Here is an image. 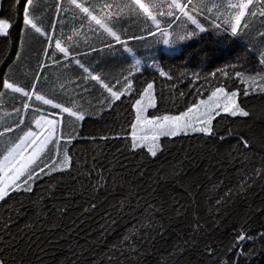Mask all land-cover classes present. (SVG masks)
<instances>
[{
  "label": "trees",
  "instance_id": "obj_1",
  "mask_svg": "<svg viewBox=\"0 0 264 264\" xmlns=\"http://www.w3.org/2000/svg\"><path fill=\"white\" fill-rule=\"evenodd\" d=\"M105 2L111 0H90L97 9ZM197 2L199 8L212 7L207 0ZM240 2L216 0L217 15H234L230 5ZM125 3L119 0L121 8ZM260 11L264 0H254L245 17L248 27L236 37L211 29L167 51L151 20L128 9L108 25L120 37L117 42L99 26L89 28L71 0H32L27 18L35 28L25 22L24 0H0V19L12 25L0 37V131L15 129L24 120L0 139V160L6 147L34 127L40 113L61 119L59 155L50 142L32 166L38 175L27 184L22 177L19 187L0 201V224L10 225L0 235L5 241L15 238L10 249L15 264H264ZM173 19H161V28ZM169 32L186 35L198 29L182 18ZM57 42L67 54L55 47ZM134 57L146 65L137 70ZM129 82L131 93L119 100L104 87L123 92ZM9 83L23 91L6 88ZM149 83L155 84L157 95L150 111L154 116L181 113L217 87L239 90L249 115H218L212 135L164 138L153 157L145 147L133 149L131 140L135 101ZM65 151L71 157L68 170L39 172L53 158L58 166Z\"/></svg>",
  "mask_w": 264,
  "mask_h": 264
},
{
  "label": "snow or ice",
  "instance_id": "obj_2",
  "mask_svg": "<svg viewBox=\"0 0 264 264\" xmlns=\"http://www.w3.org/2000/svg\"><path fill=\"white\" fill-rule=\"evenodd\" d=\"M14 2L19 4V0H14ZM24 2L26 16L25 22L35 28L36 26L33 24L32 20L27 18L29 14V6L31 5L32 0H24ZM71 3L76 9L79 10L84 19L89 22V28L93 26H99V28L103 29L107 35L115 38L117 42H120V37L117 35V32L113 31V28L109 27L108 25L110 23H114L116 18L124 13L125 9L136 12L138 15H144L149 18L152 24L155 26L156 31L159 33L160 42L171 49L172 46L187 39L188 37L208 31V29H206L199 22L197 16L205 18L210 23V26L217 32H227L232 37H236L240 31L248 27L245 17L248 14L249 7L254 4V0H241L240 3L230 5L231 9H235V13L232 16L217 15V13L220 11V6L216 3V0H207V3L211 4L212 7H207V5H205L203 8H199L197 0H185L183 3H179L178 0H126L124 8L119 6V0H111V2L103 3L99 9H97L95 5H91L90 0H82V2H78V0H71ZM86 3H88L90 6H85ZM113 4H116V8H113ZM213 8H216V12H213ZM60 11L61 8L60 4L58 3L57 12L59 13ZM177 12L179 15L176 14ZM94 13H98L100 18H98V15H95ZM205 13L210 14L211 18L209 19V17L205 16ZM251 15L256 16L257 12L252 11ZM259 15L264 17V11H260ZM158 16L160 19H158ZM164 18L174 19L168 23V27L161 28V19ZM182 18L184 21L195 25L196 29H198V32H191L187 33L186 35H179L178 33L173 35L170 33L169 28L172 27V23H174L176 20H181ZM216 20H220L221 23H216ZM11 27L12 25L8 19H0V36H7ZM37 31H39V29H37ZM149 35L155 36L156 33L150 31ZM260 37L264 39V33H260ZM55 47L59 49L60 52L67 54V49L61 47L59 42L56 43ZM127 50L131 52V49ZM134 61L137 70H139L140 62L136 60L135 57ZM160 75L166 76L167 73L161 72ZM224 75L227 76V73L225 72ZM239 75L240 73H236L237 77H239ZM39 78L40 77L38 74L35 82L32 85L33 89H35L36 83L39 82ZM92 79L100 81L99 76H93ZM128 86L131 87L130 82ZM5 87L11 89L13 88V85L9 83L6 84ZM104 87L107 88L112 97L117 100H119L123 95L121 92H114L112 88H109L107 85H104ZM152 88L153 84L149 83L145 90V95H148ZM15 91L21 92L23 90L20 88H15ZM260 91L264 92V87H261ZM218 95H223L228 99L229 102L224 105L210 103L213 102V99L218 97ZM25 96L28 97V99H31V96H29L28 93H25ZM236 96L237 92H232L229 95L226 93L225 88L217 87L215 91H213L211 95L208 96L207 101L201 100L199 104L188 108L186 112H182L176 116L165 115L163 117H153L152 119H148L147 117L141 115L145 109L141 108V102L138 100L136 101V121L131 127L132 148H141L145 143H147V151L151 154V156L155 157L157 152L160 150L159 139L162 136L175 137L180 134L187 135L189 132L212 135L213 128L211 127V113L216 111V109L222 107L223 112L228 113L233 117L238 115L247 117L249 115V113L240 107L236 102ZM36 99L41 100L43 98L37 95ZM44 102L46 104H51V101L48 100ZM148 106L154 105L150 104ZM201 106H203L204 109L201 115L207 116L208 118L201 126H197L193 123L192 119H189V116L191 113L200 111ZM24 107L27 109L28 105L25 104ZM56 107L59 108L60 105H56ZM63 112L70 113L72 116H77L78 119H84L83 115H78L70 108H63ZM16 114L17 116L20 115L19 110H17ZM216 115H219L218 111H216ZM59 121L60 117H57L55 121H48V124H50L51 127L47 130V135L43 137L37 133L26 132L24 137L20 138L19 143H15L6 147L3 158L0 160V201H3L5 197L9 195L10 188L16 189L19 187L18 182L22 177H25L24 183L27 184V181L32 180L34 176L38 175L32 170V166L43 152L44 145L54 141L55 147L57 148V155H59L58 150L60 137L56 135ZM23 123L24 120L23 117H21L17 121L15 129H19L20 125ZM37 125L40 126V121H37ZM138 128L140 130L139 135L137 132ZM15 129L11 127L4 128L3 131H0V139H4L8 135L12 134ZM148 133H150V135ZM242 143L244 144L245 148L249 147L247 141L242 140ZM34 145L36 147H33ZM28 148H32V151L28 155H25V152L28 150ZM70 167L71 157L68 155L67 151H65L61 158L60 167L57 166L55 159L53 158L51 165L45 164L44 167L39 169V172L43 175H51L57 171L68 170ZM26 190L31 191L32 189L29 186L26 188ZM225 195L226 198H231V193H226ZM220 203L221 201L218 200L217 204L219 205ZM95 207V204L91 205L92 209H95ZM9 227L10 225L8 223L0 224V232L5 231ZM245 238V234L241 233L239 240L243 241ZM14 240L15 238L12 237L8 241H5L4 236L0 235V244L4 245L3 248H0V264H15V261L10 259V249L14 247ZM125 241L130 242L128 237H125ZM240 252L243 254L242 250H240Z\"/></svg>",
  "mask_w": 264,
  "mask_h": 264
},
{
  "label": "rangeland",
  "instance_id": "obj_3",
  "mask_svg": "<svg viewBox=\"0 0 264 264\" xmlns=\"http://www.w3.org/2000/svg\"><path fill=\"white\" fill-rule=\"evenodd\" d=\"M197 19L199 20V22H200V23H201L206 29H208V30L213 29L208 23H206V22H204L203 20L199 19L198 16H197ZM213 30H215V29H213ZM0 37H2V36H0ZM165 50H167V51H176V50H178V48H173V47H172L171 49H169L168 47L165 46ZM145 65H146V63H144V62H140V66H141V67H144ZM152 84H153V88H152V90L150 91V93H149L148 95H145V90H146V89H145L144 92L142 93V95L140 96V98H138V99L136 100V101L139 100V101L141 102V104H140L141 108H144V109H145V110L142 112L141 115L144 116V117H147L148 119H152L153 117H163V116H154V115L150 114V111L153 110V109L156 107V105H157V95H156L155 84H154V83H152ZM15 88H19V87L13 85V88H12V89H15ZM146 88H147V87H146ZM223 88H225L226 93L229 94V95H230L232 92H237V96L235 97L236 102L239 104L240 107L243 108V106H242V104H241V101H240V91H239V90L230 91V90H228L226 87H223ZM113 91H114V90H113ZM214 91H215V90H214ZM114 92H116V91H114ZM212 92H213V91H212ZM212 92H211V93H212ZM121 93H123V95L120 97V99H121L124 95H129V94L131 93V87L127 88L125 91H123V92H121ZM211 93H210V95H211ZM208 96H209V95H208ZM208 96H207V97H204V98H201L197 103L193 104L191 107H194L195 105L199 104V102H200L201 100H205V101H207ZM42 100H43V99H42ZM44 101H46V99H44ZM44 101H43V102H44ZM136 101H135V105H134V109H135V121H136V114H137V113H136ZM228 102H229L228 99L225 98L223 95H218V97L214 98V99H213V102H210V103H218V104H220V105H224V104H227ZM51 104H53V105H57V104H54V103H52V102H51ZM150 104H151V105H154V106H148V105H150ZM59 108H61V109L63 110V108H65V107L60 106ZM189 108H190V107H189ZM243 109H244V108H243ZM244 110H245V109H244ZM186 111H187V109H186L185 111H183V112H186ZM203 111H204L203 106H201L200 111H197V112H195V113H191L190 116H189V119H192L193 123L196 124L197 126H201V125L204 123V121L208 118L207 116H203V115H201V113H202ZM216 111L219 112V115H220V114L230 115V114H228V113L223 112L222 107L219 108V109H216ZM216 111H213V112L211 113V116H212V124H211V127L213 126V122H214L215 118L218 116V115H216ZM245 111H246V110H245ZM181 113H182V112H181ZM179 114H180V113H178V114H168V115H169V116H176V115H179ZM164 116H165V115H164ZM238 116H239V115H238ZM57 117H58L57 115H51V114L40 113V114L37 116L36 120H35L34 127L29 128V129L23 131V132L21 133V137H20V138L24 137V134H25L26 132L37 133V134L40 135L41 137L47 135V130L51 127V125L48 124V121H55V120L57 119ZM37 121H40V126L37 125ZM135 121H134V123H135ZM60 125H61V119H60V121H59V126H58V128H57V130H56V135L58 134V130H59V128H60ZM137 132H138V135H139V134H140V130H139V128L137 129ZM148 134L150 135V133H148ZM190 134H196V133H191V132H189L187 135H190ZM180 135H185V134H180ZM180 135H177V136H180ZM164 138H167V137L162 136V137H160V139H159L160 150L157 152V154H158V153L161 151V149H162V140H163ZM19 141H20V140H19ZM19 141H18V143H19ZM48 145H49V143L46 144V145H44V149H45ZM33 147H36V146L34 145ZM143 147L147 148V143H145ZM143 147H141V148H143ZM137 149H138V148H137ZM31 151H32V148H28V150L25 152V155H28ZM40 155H41V154H40ZM60 166H61V162L58 163V167H60ZM10 190H12V189L10 188L9 191H10Z\"/></svg>",
  "mask_w": 264,
  "mask_h": 264
}]
</instances>
